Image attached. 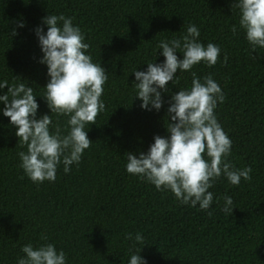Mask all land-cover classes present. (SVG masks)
Wrapping results in <instances>:
<instances>
[{
	"label": "trees",
	"instance_id": "obj_1",
	"mask_svg": "<svg viewBox=\"0 0 264 264\" xmlns=\"http://www.w3.org/2000/svg\"><path fill=\"white\" fill-rule=\"evenodd\" d=\"M235 2L0 0V82L33 87L37 119L52 115L50 132L59 128L67 135L70 117L52 114L43 98L50 77L39 62L43 53L35 34L37 27L47 32L43 18L71 17L90 45L86 54L108 75L100 98L105 111L86 126L90 148L69 173L61 163L54 182L37 184L25 175L18 153L27 147L19 143L0 102V264H17L29 243L34 249L54 244L66 254V264H129L139 249L147 264H264V48L252 53ZM189 24L199 29L198 42L220 47L218 62L208 67L202 61L191 71L177 72L179 82H169L162 92V108L142 109L134 70L164 63L157 45L182 37ZM177 56L183 59L182 53ZM192 72L201 82L212 75L225 96L215 114L232 141L228 161L237 169L252 168L251 180L241 179L239 186L223 175L217 179L207 211L182 204L170 190L158 191L126 171V153L138 158L155 136L170 135L168 102L190 89ZM6 93L7 88L0 89V95ZM225 195L233 199V214L222 211ZM128 233L133 240L125 238ZM137 233L146 244L130 252Z\"/></svg>",
	"mask_w": 264,
	"mask_h": 264
},
{
	"label": "clouds",
	"instance_id": "obj_2",
	"mask_svg": "<svg viewBox=\"0 0 264 264\" xmlns=\"http://www.w3.org/2000/svg\"><path fill=\"white\" fill-rule=\"evenodd\" d=\"M232 7L240 10V26L246 32L252 53L258 47L264 48V0H236ZM42 24L47 26L46 33L43 27L35 29L43 53L39 62L47 66L50 77L43 98L52 114L70 117L68 134L62 135L59 128L50 132L52 115L45 114L37 119L39 105L33 87L24 82L11 86L7 80L0 82V89L7 88V93L0 95L3 116L17 129L15 135L19 143L27 147V152L18 153L20 167L37 184L54 182L61 163L67 174L71 165L81 162L85 150L92 144L86 126L94 125L98 114L105 111L106 106L100 98L108 80L106 69L93 63L91 55L86 54L90 45L84 42V34L73 25L71 17L48 15ZM18 26L23 28L25 24ZM232 31L236 32L235 26ZM17 34L13 29L11 36ZM199 36L197 26L189 24L182 37L161 40L157 45L162 49L164 63L149 62L146 72L134 70L137 82L133 84L136 98L142 101V109L159 111L162 108L165 103L162 92H167L169 82H179L177 72L191 71L202 61L208 67L216 65L220 47L213 43L205 47L198 42ZM178 52L183 54V59H178ZM224 63H227V56ZM224 100L222 89L212 75L204 76L201 82L192 72L190 89H181L168 102L166 129L170 135L167 138L155 136L147 154L140 152L138 158L126 153V171L153 184L158 191L170 190L182 204L192 207L198 204L202 211H207L213 203V193L209 189L222 175L233 186H239L241 179L250 181L251 167L237 169L227 159L231 155L232 141L215 114L218 103ZM223 199L222 211L233 214V199L227 195ZM125 238L133 240L131 233ZM136 244H146L140 233L135 235L130 252ZM21 251L24 256L18 258L17 264H66V254L62 250L58 252L51 243L35 249L29 243ZM141 251L131 255L129 264H147Z\"/></svg>",
	"mask_w": 264,
	"mask_h": 264
}]
</instances>
